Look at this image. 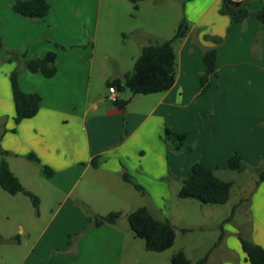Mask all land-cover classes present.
I'll use <instances>...</instances> for the list:
<instances>
[{"label": "crops", "instance_id": "1", "mask_svg": "<svg viewBox=\"0 0 264 264\" xmlns=\"http://www.w3.org/2000/svg\"><path fill=\"white\" fill-rule=\"evenodd\" d=\"M13 1L0 0L5 48L19 50L27 59L54 51L57 73L46 77L19 65L21 89L38 92L43 99L34 117L16 123L11 73L18 63L8 60L0 46V159L7 151L11 170L40 198V221L24 225L28 219L23 206L28 203L25 197L30 198L10 194L0 184V264H174L179 253L194 262L206 242H212L206 264H251L238 233L264 247V181L256 186L253 171L264 163L263 23L252 16L233 24L219 12L222 0H185L173 23L149 11L144 14L147 22L130 28H112L110 23L107 6L124 5V0H48L51 8L40 21L14 11ZM150 1L139 2V10L154 6ZM248 1L251 11L264 7V0ZM182 16L190 29L174 44L177 77L169 90L137 95L125 90L118 94L130 99L125 108L110 100L109 91H91L99 34L105 40L119 35L122 43L117 45L126 44L128 33L135 37L133 50H121V56L104 48V60L112 66L104 62L98 75L107 82L131 70L146 45L166 40ZM206 34L225 41L217 47V74L203 89L204 53L215 45ZM166 129L186 135L180 151ZM236 153L244 160L241 170L229 167ZM197 161L234 182L226 202L205 203L181 195V178ZM42 166L53 174L48 176ZM124 172L146 194L127 181ZM142 206L172 221L175 242L169 249L150 250L131 226L129 215ZM234 206L236 214L224 225L223 241L212 247ZM111 212L121 215L101 226L91 224L90 213ZM13 224L23 225L20 234L12 230ZM182 228L192 230L183 233Z\"/></svg>", "mask_w": 264, "mask_h": 264}, {"label": "trees", "instance_id": "2", "mask_svg": "<svg viewBox=\"0 0 264 264\" xmlns=\"http://www.w3.org/2000/svg\"><path fill=\"white\" fill-rule=\"evenodd\" d=\"M134 3L136 9L139 8V2L143 0H130ZM157 1V0H156ZM190 1V0H186ZM14 11L33 21H40L49 13L51 4L48 0H14L12 2ZM219 12L228 15L232 23H239L249 17L255 16L263 23L264 30V7L258 11H251L248 8V0H222ZM190 24L186 16H183L178 23L174 35L163 41H155L146 45L140 56L136 59L131 70L127 71L122 77H116L107 80V87L114 86L117 94L129 89L133 95L151 94L169 90L175 83L177 77V54L175 51V42L183 39L189 32ZM205 39L214 42V46L208 48L204 53V62L206 71L201 76V85L206 89L209 85V79L212 74H217V47L224 43L225 37L218 35L206 34ZM0 46L8 53L10 61H16L17 67L11 73V82L13 97L15 102L16 123L24 119L34 117L41 106L42 95L38 92H26L19 85V65L24 64L27 70L31 72H40L46 77H53L57 73V53L50 51L44 55L27 59L19 50L7 49L3 39L0 36ZM64 48V46H61ZM130 99H118L114 102L121 108H125ZM165 135H173L178 141L175 146L177 151L182 149L183 142L186 139L184 133H174L166 129ZM191 148V146H188ZM7 151L1 152L0 159V184L2 188L10 194L23 193L28 196L36 211L39 213L40 198L31 190L27 189L20 181L19 177L11 170L6 159ZM27 158L36 163H40L34 154H28ZM100 157L97 156L92 160L93 165L97 166ZM244 160L240 154H234L229 160V167L235 170H241ZM48 176L53 174V170L48 166H42ZM253 171L257 174L258 179L256 186L264 181V163L259 164ZM123 177L133 183L135 187L146 194L145 189L139 183H136L133 177L123 173ZM183 197H194L205 203H224L229 199L234 182L221 178L216 173V168L210 167L203 162L197 161L191 164L190 172L181 178ZM248 199V198H246ZM236 207L229 216L221 223L222 234L219 240L212 247L219 245L225 237L224 225L234 219ZM120 212H111L107 215L89 214L92 225L101 226L106 222H113L120 217ZM129 221L136 233L145 239L146 245L150 250L165 251L175 242V230L172 221L168 218L159 219L151 213L147 206H142L129 215ZM192 229L182 228L186 233ZM72 237V236H70ZM238 239L241 243L245 259L251 264H264V247L238 233ZM210 250L196 262L188 260L182 253L174 257V264H206L209 259Z\"/></svg>", "mask_w": 264, "mask_h": 264}, {"label": "rangeland", "instance_id": "3", "mask_svg": "<svg viewBox=\"0 0 264 264\" xmlns=\"http://www.w3.org/2000/svg\"><path fill=\"white\" fill-rule=\"evenodd\" d=\"M185 0H151L150 2H153L151 8L147 7V6H142L141 10L136 9L134 6V3L131 2L130 0H124V5H122L120 2L119 3H115L113 2L112 4H110L109 6H107L108 8H110L111 12H112V20H111V27L112 28H117L120 25L124 26L128 24V27H133L134 25H137L139 23H145L147 22V20H145V13L149 12V11H153L155 13L158 14H162L163 17V21L165 20V22H167L169 24L173 23V16L175 15L176 12H183V3ZM261 0H255L254 2H260ZM126 6L128 7H125ZM147 4V3H146ZM105 5V3H104ZM248 7H249V1H248ZM105 9L103 8V11ZM184 14V13H183ZM183 17V16H182ZM187 18V17H186ZM188 19V18H187ZM104 21V20H103ZM126 22V24H124L123 22ZM189 21V20H188ZM179 23V22H178ZM190 24V23H189ZM178 26V24H177ZM176 26V28H177ZM123 27V28H124ZM127 28V29H129ZM175 30H171L170 33L168 34L169 36H173ZM169 36L167 39H169ZM134 35H131L130 33H128V36L123 38V42L125 41V45L119 44L117 45V43H122V40L120 38V36L118 35V37H112L110 36L109 39L105 40V36H102L101 34H99L97 36V40L95 43V51H94V72L95 74L92 76L91 79V91L93 92V90H96V92L102 93V94H107L109 91L106 81H104L100 75V71L99 69H102L104 62L108 65V66H112V63L110 61H105L104 60V48L110 47V51L115 53V55L121 56V50H124V52L129 53L131 52L132 49V44L134 42ZM155 42V41H154ZM118 59V58H117ZM119 60V59H118ZM120 62V60H119ZM105 69V65L104 68L102 69L104 71ZM99 71V72H98ZM126 92L130 93V90L127 89ZM27 202L24 206H23V213L25 215V217L28 220H24V225H31L32 223H34L35 221L39 222L40 220L37 219V214L38 212L36 211L35 207H33L34 205H32L33 203H31L32 201H30L27 197H25ZM12 230L15 231L16 235H18V233L20 234L21 231L23 230V225L22 224H18L17 226L15 224L12 225ZM17 231V232H16ZM212 242H206L203 250H202V255H204L208 249V247H210ZM10 246H16V245H7V247L9 248ZM200 256V257H201ZM199 257V258H200ZM198 260V258H195L193 261L196 262Z\"/></svg>", "mask_w": 264, "mask_h": 264}, {"label": "built area", "instance_id": "4", "mask_svg": "<svg viewBox=\"0 0 264 264\" xmlns=\"http://www.w3.org/2000/svg\"><path fill=\"white\" fill-rule=\"evenodd\" d=\"M109 90V98L111 101L115 102L118 99L117 90L114 86L108 88Z\"/></svg>", "mask_w": 264, "mask_h": 264}]
</instances>
